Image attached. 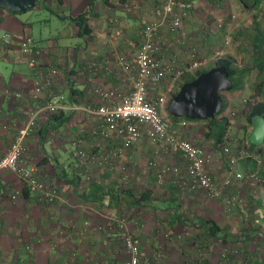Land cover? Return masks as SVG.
I'll use <instances>...</instances> for the list:
<instances>
[{"label": "crops", "instance_id": "crops-1", "mask_svg": "<svg viewBox=\"0 0 264 264\" xmlns=\"http://www.w3.org/2000/svg\"><path fill=\"white\" fill-rule=\"evenodd\" d=\"M163 1L52 0L45 11L63 27L38 37L33 36L24 13L12 15L0 9V39L5 32L12 37L9 46L0 41V89L21 94L20 99H0V157L24 128L31 111L50 102L58 107L54 113H39L24 143L29 159L39 168L40 180L58 191L56 202L38 201L17 175L0 171V264H122L126 258L124 233L138 241L141 264H225L224 253L231 264H264V169H260L263 182L250 187L248 175L256 170L253 160L236 165L231 186L218 200L208 198L202 190L182 193V175L169 174L159 185L156 171L148 163L175 166L181 173L187 164L178 151L151 142L145 132L122 158L100 164L119 145V139L114 133L107 139L96 134L104 129L103 124L97 117L86 121L85 108L105 104L97 90L113 91L118 97L131 92L142 23L157 20L155 10ZM188 1L192 9L182 20L183 46L176 42L178 33L166 25L157 35L160 48L156 58L161 63L183 69L190 46L201 57L219 52L220 57L242 60L238 55L245 54L247 46L251 49L252 41L264 40V0L253 10L244 9L239 0ZM203 6L212 12V18L237 14L235 28L205 35L200 19ZM85 11L89 31L83 34L74 19ZM25 36L33 38L39 53L31 57L42 71L38 77L28 65L30 57L19 51ZM227 38L231 41L228 46L224 45ZM92 63L96 67L89 69ZM124 64L129 65L127 71ZM213 65L209 62L189 78ZM49 69L57 71L51 79L46 74ZM36 80H49L51 85L34 100L29 96ZM185 80L149 85L148 98L164 95L168 100ZM255 80L254 76L251 85ZM228 103L235 102L228 98ZM235 123L240 139L250 135L252 127L245 121L238 118ZM172 127L179 139L214 154L208 171L220 186L228 176L227 156L219 152L216 130L210 131L205 122L184 120L172 122ZM245 150L257 152L249 147ZM12 191L20 192L14 201L9 196ZM231 195L243 199L241 209L227 207L224 199ZM208 220L218 230L213 238L207 235Z\"/></svg>", "mask_w": 264, "mask_h": 264}, {"label": "built area", "instance_id": "built-area-1", "mask_svg": "<svg viewBox=\"0 0 264 264\" xmlns=\"http://www.w3.org/2000/svg\"><path fill=\"white\" fill-rule=\"evenodd\" d=\"M192 9V4L188 0H164L163 3L155 10L157 20L142 23L139 32L141 44L134 58V64L137 67L135 76L131 80L132 90L129 94L118 97L113 91L97 90V94L103 99L105 104H101L96 108H85V120L89 121L92 117H97L103 124L101 130L95 133L101 138H110L112 133L116 134L119 139V145L110 149L108 155L100 160V164H110L113 160L122 158L126 150L131 148L143 135L153 143H164L178 151L187 164L186 170L181 173L180 169L175 166L158 165L154 161L148 163L150 169L156 171L157 183L164 184L165 177L171 175H182V181L179 188L182 193L195 192L202 190L208 198L218 200L223 197L224 192L231 186V178L236 165L247 159L254 161L256 170L248 175L250 187H256L258 183L263 182L260 176V169L264 167V155L249 154L247 150L240 149V138L237 136L235 120L242 117L244 110H249L257 100L254 97H242L237 104L228 103L220 119H226L228 124L221 137L220 149L221 153L227 156V173L228 176L219 186L216 184L212 176L209 174L208 167L213 163L214 154L202 150L190 141L178 138L177 131L172 127V121L163 114V107L166 105L167 99L164 95L156 99L148 98L149 85L156 86L162 81L167 80L171 85L182 79H189V76L196 70L205 67L209 62L215 63L220 57V53L216 52L211 57H201L197 48L190 46L187 51L185 66L183 69L174 68L170 64H163L156 58L160 46L157 43V35L161 31L163 25H166L171 31L178 33L177 43L183 46L185 42V32L182 28V20ZM231 18H235L234 16ZM204 34L209 35L213 32V28H222L218 22L205 25ZM1 43L9 46L12 37L9 33L2 34ZM231 41L227 38L224 45L228 46ZM173 45H169L172 48ZM19 51L22 55L30 57L28 61L29 67L32 69L35 77L42 74L40 67H37L36 61L31 58L37 56L38 50L31 36H25L19 43ZM95 63H92L89 69H94ZM129 65L124 64V70H128ZM48 78L56 76L57 71L49 69L46 73ZM50 81L41 82L36 80L32 90L30 91L31 99H38L42 92L50 87ZM7 97L8 99H20L21 94L14 92L9 88L0 89V99ZM55 102H50L44 107H37L36 110L29 113L27 122L17 133L12 143L9 145L6 153L0 157V171L8 170L19 178L24 187L33 194L38 201L46 204H54L58 199V191L40 180L39 168L29 159L26 148L25 139L33 131L38 120L39 113L46 111L54 113L57 110ZM240 117V119H242ZM243 120V119H242ZM184 124V123H183ZM236 151V153H234ZM80 160L83 161L84 153H78ZM12 201L20 196L19 191H12L10 194ZM225 204L231 210L232 208H242L243 199L236 195L226 197ZM121 228V227H120ZM126 258L122 264H141L140 247L137 240L127 234L121 235ZM29 250L28 247L25 248ZM227 254H222V260L225 264H231ZM74 258V255L70 258ZM22 260V259H21ZM94 264H101L95 262ZM158 264V263H157Z\"/></svg>", "mask_w": 264, "mask_h": 264}, {"label": "trees", "instance_id": "trees-1", "mask_svg": "<svg viewBox=\"0 0 264 264\" xmlns=\"http://www.w3.org/2000/svg\"><path fill=\"white\" fill-rule=\"evenodd\" d=\"M52 0H36V5L35 8L32 9L33 11H42L45 9V6L48 2ZM262 0H239L241 3L242 7L244 9H249L253 10L258 8L259 3ZM209 2V0H207ZM214 2V1H213ZM91 5L89 7V10H91ZM11 14V13H10ZM19 14V13H16ZM12 14V15H16ZM75 23L77 24L79 30L85 34L89 31V13L85 11L82 14H79L75 19ZM252 56L253 58L250 60V63L244 60H237L236 58L232 56H222L219 57L217 61H215L213 67L216 66H223L225 67L227 73H228V78L230 79L232 83V89L229 92H222L220 93V96L222 98V101L224 103V107L221 110V112L214 118V119H209L205 121H199V120H188L185 118H174L171 117L167 111V115L170 118L172 122H177L179 120H184L188 122H205L209 125L210 131H215V138L216 142L220 143L221 142V137L224 133V130L226 128V125L228 124V121L226 119H220L219 115L223 113L225 110L227 104H228V98H226V94L230 97H236L240 96L241 98L244 96H249V97H254L257 102L250 107L249 110H244L243 111V121L247 123L250 127H252V121L255 117H261L264 119V40L258 39V41L254 40L252 41V48H251ZM208 69H202L198 71L194 76L190 77L188 80L183 81L182 84L179 85V87L173 91L170 94L169 99L166 102V106L168 101L172 96H174L180 87L187 82L192 81L194 78H196L199 74L207 71ZM256 78L255 82L252 83L251 85V74H253ZM254 79V77H253ZM250 83V87H249ZM247 92L248 94L242 95V93ZM237 104V103H235ZM238 117V118H240ZM249 147V149H256V153L259 155H264V148L261 146H254L249 142V136H243L240 139V146L238 147L240 149H244ZM248 162V161H247ZM255 166V164H254ZM256 167V166H255ZM264 169V167H262ZM261 168V169H262ZM261 173V172H260ZM26 191L29 192L27 187H25ZM30 193V192H29ZM208 225V231L207 235L211 238H213L216 235L217 227H215L213 221L208 220L207 222Z\"/></svg>", "mask_w": 264, "mask_h": 264}, {"label": "water", "instance_id": "water-1", "mask_svg": "<svg viewBox=\"0 0 264 264\" xmlns=\"http://www.w3.org/2000/svg\"><path fill=\"white\" fill-rule=\"evenodd\" d=\"M35 5L36 0H0V9L11 14L32 10ZM231 89L232 83L225 67H212L180 87L168 101L167 113L171 117L188 120L214 119L224 107L220 93L229 92ZM249 142L254 146L264 143L263 118L253 119Z\"/></svg>", "mask_w": 264, "mask_h": 264}, {"label": "rangeland", "instance_id": "rangeland-1", "mask_svg": "<svg viewBox=\"0 0 264 264\" xmlns=\"http://www.w3.org/2000/svg\"><path fill=\"white\" fill-rule=\"evenodd\" d=\"M214 0H210V2H213ZM234 1V0H233ZM51 7H56V6H52L51 5ZM47 8V7H46ZM57 8V7H56ZM46 9H44L42 12H40V13H37L36 11H31V10H29V11H26V12H23L24 14H22V15H24L23 16V18L24 19H27L28 20V23H29V27H31L32 28V34H33V36L34 37H36L37 35H39V34H42V36H44V35H46V36H50V33L52 32L53 34H55V28H61V27H63V24H61L57 19H56V17L55 16H52L51 14H49L48 12H46L45 11ZM65 12V11H64ZM201 17H200V19H203V23H201L202 25H201V27H203V30H204V28H206V26L205 25H210V24H212L213 22H218V23H220L221 25H222V30L223 29H227L228 28V30L230 29V30H232V29H234L235 28V23L237 22V18H238V16H237V14H235V13H230L229 15H225V16H223V15H218V17H214V18H212L211 16H213L212 15V12H210V11H208V9L205 7V6H203V9H201ZM228 12H229V10H228ZM233 12V11H232ZM231 16L233 17H235V18H231ZM37 17H39L38 19H37ZM210 17V18H209ZM250 18V17H249ZM248 20V19H247ZM45 23H49V25H47V24H45ZM220 29V30H221ZM213 32H211L210 34L211 35H216L220 30L218 29V28H216V29H214L213 28ZM38 37V36H37ZM235 45V44H234ZM233 45V46H234ZM252 49H250V46H249V48H248V46H247V49H246V53L244 54V53H242V54H240V55H238V57H244L242 60H244V61H247L248 63H250V60L253 58V56H252V54H251V51ZM1 70H2V68H0ZM208 69H210V67L208 68ZM253 77H254V72H253V75L251 76V81L253 80ZM250 87V86H249ZM245 94H248L246 91L244 92V93H242V95H245ZM244 97V96H243ZM226 98H230V99H233V101L235 102V103H238V101L240 100V96L238 95V96H236V97H230V96H228L227 94H226ZM163 114L164 115H166V113H164L163 112ZM167 116V115H166ZM145 159L146 158H144L143 157V161L141 160V162H142V164H143V162H145Z\"/></svg>", "mask_w": 264, "mask_h": 264}]
</instances>
